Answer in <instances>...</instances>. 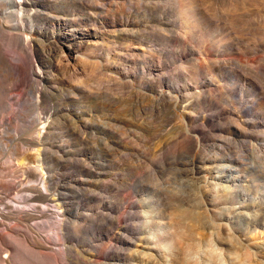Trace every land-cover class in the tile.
I'll return each mask as SVG.
<instances>
[{
	"label": "rangeland",
	"instance_id": "374dc122",
	"mask_svg": "<svg viewBox=\"0 0 264 264\" xmlns=\"http://www.w3.org/2000/svg\"><path fill=\"white\" fill-rule=\"evenodd\" d=\"M15 3L0 208L47 188L33 233L69 264H264V0Z\"/></svg>",
	"mask_w": 264,
	"mask_h": 264
},
{
	"label": "bare ground",
	"instance_id": "6f19581e",
	"mask_svg": "<svg viewBox=\"0 0 264 264\" xmlns=\"http://www.w3.org/2000/svg\"><path fill=\"white\" fill-rule=\"evenodd\" d=\"M2 1H6V3L11 6V9L15 8V0H0V2ZM25 13H28V11L25 10ZM8 30L10 31V35L16 38L20 36L14 31L19 30L18 27H14L13 29L10 27ZM8 30L5 31L8 32ZM14 57L17 62H15V65L10 66L19 74V78L17 79H19V84H22L26 79V75H24V60L21 55L17 56L16 54ZM33 74L35 75V73ZM19 170L20 164H16L11 169V173L15 174ZM35 173L38 178L42 176L39 169L35 171ZM0 188L5 192L11 190L14 186L13 183H4L1 180ZM31 191H34L36 195H27V198L31 197V201H42L45 205H32V207L27 210L19 206H13L14 204L0 208V264H14L13 256L17 258L30 257L33 263H35L37 258V260H43V264H52L51 261L55 259L59 264H69L67 260H60L56 254L52 253L49 237L34 235L33 227L44 226L39 219L54 213L58 205H53L54 201L50 197L47 188H35ZM62 229H64L63 223L60 225V230ZM24 231H26L28 235L23 234ZM56 237L58 240L60 239L59 235Z\"/></svg>",
	"mask_w": 264,
	"mask_h": 264
}]
</instances>
